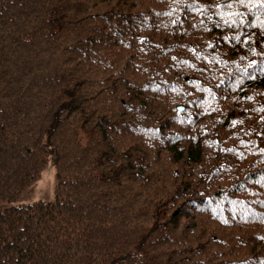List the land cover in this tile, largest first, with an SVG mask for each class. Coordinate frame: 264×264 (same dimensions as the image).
<instances>
[{
  "label": "trees",
  "instance_id": "16d2710c",
  "mask_svg": "<svg viewBox=\"0 0 264 264\" xmlns=\"http://www.w3.org/2000/svg\"><path fill=\"white\" fill-rule=\"evenodd\" d=\"M206 1L214 7L199 9L198 18L163 22L139 41L121 38L122 48L111 44L89 63L96 43L89 31L98 23L81 0H0V186L25 187L46 162L58 175L51 199L16 203L26 234H33L29 212L39 209L37 226L50 238L37 264H263L264 72L225 96L214 88L248 79L260 63L264 5L241 8L235 26L245 27L234 36V27L215 22V6L230 10V0ZM228 57L235 62L222 73L231 75L220 78ZM44 62L47 80L36 67ZM211 74L218 78L204 79ZM201 97L204 109L195 102ZM123 101L151 127L119 161L116 139L133 138L131 116L116 133L108 125L123 120ZM235 144L239 157L223 152ZM204 154H214V165ZM205 220L262 232L254 240L238 232L237 252L218 243Z\"/></svg>",
  "mask_w": 264,
  "mask_h": 264
},
{
  "label": "bare ground",
  "instance_id": "6f19581e",
  "mask_svg": "<svg viewBox=\"0 0 264 264\" xmlns=\"http://www.w3.org/2000/svg\"><path fill=\"white\" fill-rule=\"evenodd\" d=\"M93 0L88 3L89 5L96 4ZM114 4L111 7L109 12H101L98 11L93 14V20L98 24L92 27L89 31V36L92 38L91 47L89 51V57L86 59L89 63H92L98 56V53L110 47L111 44L115 43H124L120 41V38H127L131 41H139L142 37L146 35L152 34L154 31V27L163 22H173L175 24H182L185 22H189L194 18H198V14L196 10L200 9L203 1L205 0H178L177 3H173L170 0H157L158 6H153L149 3V0H113ZM232 4V9L234 10V16H223L222 22H220V26H229L234 27L235 21L241 15V8L245 6L251 7H261L264 5V0H245L244 4H240L238 0H230ZM192 6L189 7V6ZM220 8H225V4H222ZM227 10V9H226ZM87 14V12H83ZM201 21L205 22L202 18ZM92 32V33H90ZM257 58L264 59V50L257 53ZM250 57H246L249 59ZM245 59V60H246ZM235 60L232 57H228V60L222 63V67L217 75H220V78H224L226 76H230L231 74L228 72L222 73L226 64ZM258 71L256 69H251L248 73L249 77L246 80H225L221 82L219 87H215L214 90L223 93L224 96L226 92H229L231 89L241 90L245 88V85L248 81L252 80ZM213 74L207 76L204 79L213 80L218 78ZM230 83H227V82ZM168 91L166 88H159L157 90L158 95H167ZM264 95V90L261 92ZM260 95V94H259ZM258 94H255L254 97H257ZM159 99V98H158ZM162 100L167 101V96L163 97ZM197 102V106L200 109H204L208 107V102L203 98H199L195 100ZM121 107L123 108L124 118L123 120L116 125H108V127H112L113 133H116V129L122 126L126 121V118L132 116H139L140 110H138V106L134 105L129 101H123L121 103ZM221 110H226L231 106L227 105H219ZM189 108V107H188ZM197 113L204 114L203 110H198ZM239 119L235 118L228 124L233 123ZM125 121V122H124ZM151 125H147L145 123H139V127L137 131L140 133L142 140L145 138L150 129ZM133 126L130 125V130H133ZM242 147L240 145H233L229 149L223 151L232 157H239L240 151ZM218 153V152H216ZM206 159V164L214 165L213 158L214 154L208 155L204 154ZM216 165V164H215ZM19 188H24L21 186ZM18 188L9 189L5 191L0 186V196L3 197L2 201L6 200L7 202L13 201L14 198L19 200V195L15 193ZM193 207H196V204H193ZM5 214V224L8 226L9 235L4 234V227L0 223V250L3 252L2 255H5L6 258L2 260L3 264H37L35 261L38 259L41 251V247L47 246L50 241V238L41 231L40 228L35 225L27 226V229H31L33 231L32 235L26 234V228L17 225V221H19L20 212L17 210L16 206L7 207L5 205H0V214ZM42 236L46 243L43 244ZM215 240V239H214ZM220 240H218L219 243ZM230 242L224 243L225 245ZM33 254V256H31ZM22 259H28L25 263L21 262ZM230 264H238V262L232 261Z\"/></svg>",
  "mask_w": 264,
  "mask_h": 264
},
{
  "label": "rangeland",
  "instance_id": "374dc122",
  "mask_svg": "<svg viewBox=\"0 0 264 264\" xmlns=\"http://www.w3.org/2000/svg\"><path fill=\"white\" fill-rule=\"evenodd\" d=\"M85 0H81V4L86 7V9L88 11H91L92 13L95 14V12H109L111 10L112 5L114 4L113 0H97L95 1L96 4L94 5H89L88 3L84 2ZM93 0L89 1L92 2ZM124 2L126 0H123ZM149 3L153 6H158V2L157 0H149ZM211 3L208 2L204 8L208 7ZM222 5V2L219 3L218 6L216 7V13H218L220 15L221 12L225 13L224 16H234V10L232 8H230V10H226L224 8H220ZM210 8L214 7L213 3L211 6H209ZM202 8V9H204ZM199 10V9H198ZM198 10H196V12L198 13V16L201 15V13L198 12ZM255 12V10H254ZM253 12V15H254ZM216 23H220L222 22V16L220 15L219 18L215 21ZM240 22V21H239ZM244 26H240L238 23L236 24V26H234L233 28V32H234V36H237L235 33L236 31H238L240 28H244ZM241 32V31H240ZM244 35L240 38L239 40V44L242 42ZM121 41V38H120ZM118 48H122L124 43H116ZM48 62V61H46ZM46 62L44 63H38L36 67H38L41 71H42V77L47 80L49 78H51V67L50 64H46ZM261 63H264V59L262 58ZM92 66V64H90ZM94 68V67H92ZM254 68H256L260 73H263L264 71L260 70V67L257 65H254ZM264 69V67H263ZM5 70H9L11 71L10 67L7 66V68ZM28 76V75H27ZM26 76V77H27ZM1 80H6V75H3ZM160 97H166L170 95H159ZM136 116H132L130 119H127L126 121H128L130 123L131 126H133V130H131L130 132H128L127 134H130L132 137H124L121 139H116V142H120L118 143L114 150H115V155L118 156V160L122 161L124 158H126V155L128 154L127 151V146L130 148H134L136 145H138L140 143V133L137 131V128L139 127V122L137 120H135ZM147 122L152 124L151 122L148 121ZM123 141V142H121ZM172 175L169 176L168 181H171ZM58 175L56 176V168L55 166L51 163V162H46L44 167L42 168V170L39 172V176L38 178L33 181H30L28 183V185H26L24 188H18L19 190L15 191L16 194L19 195L20 197H29L32 200H37V199H51L53 192L55 191L56 185H57V179ZM261 178V177H260ZM31 179H33L31 177ZM26 195V196H24ZM16 199V198H14ZM6 201V200H4ZM29 213L33 214V219H32V224L35 225L36 227L40 228L39 226H37V217H40L41 212L39 213V209H32ZM27 216V212L25 214ZM19 218H20V214H19ZM5 214L2 213L0 214V223L1 225L4 227V234L9 235V231H8V226L4 223L5 222ZM23 222V221H21ZM24 223V222H23ZM17 225L19 226V229L21 228L20 226V222L17 221ZM205 225L212 229L211 231H213L215 233V238L219 239L220 241H227L230 242V248H233L234 251L239 252V245L238 242L239 240L236 238V235L238 232L243 233L244 237H249L251 240H254V234L257 232H262L261 229H253L251 227V229L245 228V227H238V228H233V229H228V228H222L219 227L215 222H212L211 220H205ZM62 240H57L54 244H57L56 246H62ZM218 242V241H217ZM256 244V243H254ZM69 246V245H68ZM252 246V245H251ZM251 246H247L245 247V250H251ZM245 250H241L240 252H245ZM54 251V249H53ZM258 250H256L257 252Z\"/></svg>",
  "mask_w": 264,
  "mask_h": 264
},
{
  "label": "snow or ice",
  "instance_id": "6c2138e0",
  "mask_svg": "<svg viewBox=\"0 0 264 264\" xmlns=\"http://www.w3.org/2000/svg\"><path fill=\"white\" fill-rule=\"evenodd\" d=\"M238 2L240 4H244L245 3V0H238ZM226 7L227 8H232V4L231 3H228V4H226ZM220 15L223 17L225 15V13L221 12ZM237 39H239V37H237Z\"/></svg>",
  "mask_w": 264,
  "mask_h": 264
}]
</instances>
